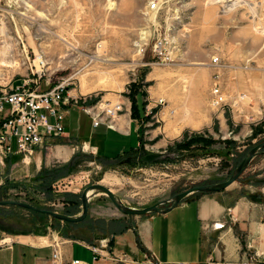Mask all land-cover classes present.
Returning a JSON list of instances; mask_svg holds the SVG:
<instances>
[{
  "label": "rangeland",
  "instance_id": "obj_1",
  "mask_svg": "<svg viewBox=\"0 0 264 264\" xmlns=\"http://www.w3.org/2000/svg\"><path fill=\"white\" fill-rule=\"evenodd\" d=\"M233 1L0 0V60L14 64L16 76H25L29 64H45L43 79L66 80L78 100L70 106L79 111L72 110L64 126L79 116L88 122L80 110L99 100L121 102V114L129 108L130 116L132 97L139 107L144 103L142 117H135L141 136L134 151L106 160L72 141L69 162L25 175L31 162L13 163L2 176L0 201L62 213L74 208L77 215L81 192L92 183L109 187L124 205L144 208L228 178L264 140V0L228 7ZM213 83L226 96L220 108L210 105ZM194 113L213 117L209 127L184 129ZM169 129L180 131L164 141L174 137ZM111 214L125 216L100 193L90 198L86 217L70 225L20 205H0L4 224L58 239L101 235L95 219ZM90 228L98 231L91 235Z\"/></svg>",
  "mask_w": 264,
  "mask_h": 264
},
{
  "label": "crops",
  "instance_id": "obj_2",
  "mask_svg": "<svg viewBox=\"0 0 264 264\" xmlns=\"http://www.w3.org/2000/svg\"><path fill=\"white\" fill-rule=\"evenodd\" d=\"M70 105L63 106L66 121L71 119L72 110L79 111ZM80 111L88 122L82 116L74 124L66 122L63 142L52 141L49 148L36 147L24 175L30 168L36 172L54 161H71L75 153L72 141L88 145L96 156L106 160H115L139 146L141 121L130 116L129 108L119 116L117 128L105 124L93 127L90 116ZM211 119L194 113L184 129L208 128ZM179 131H171L174 137L164 141L175 138ZM20 157L11 154L0 164V183L2 176H8L7 167L21 162ZM188 196L166 212L96 218L101 222L96 227L104 233L87 239H58L52 234L19 231L0 218V264H52L54 242H59V264H73V260H78L74 264H239L247 243L262 252L256 264H264L263 155H256L225 189ZM213 223L221 226L213 228ZM97 231L89 229L91 235ZM101 239L106 240L105 246H99ZM92 246L99 247V253Z\"/></svg>",
  "mask_w": 264,
  "mask_h": 264
},
{
  "label": "built area",
  "instance_id": "obj_3",
  "mask_svg": "<svg viewBox=\"0 0 264 264\" xmlns=\"http://www.w3.org/2000/svg\"><path fill=\"white\" fill-rule=\"evenodd\" d=\"M149 7L154 9L156 3L150 2ZM158 48L160 52L161 48ZM218 61L217 57L211 60L214 65L218 64ZM13 65L0 60V164L11 154H20V161L28 164L36 147L47 148L54 138L64 133L63 106L77 105L78 100L69 94L65 79H43V76H46L43 72L45 64H29V72L25 76H16V73L12 72ZM40 80H44L43 87ZM225 103L226 96L221 86L213 83L210 105L220 108ZM122 106L119 101L112 103L99 100L82 110L90 116L93 127L105 124L108 128H117ZM211 226L218 228L221 224L213 223ZM105 245V239L99 240V246ZM246 247L247 252L239 264H256L262 252L250 243H247ZM91 248L95 253H99V247ZM59 258V242H54L52 264H59ZM72 263H78V260H73Z\"/></svg>",
  "mask_w": 264,
  "mask_h": 264
},
{
  "label": "water",
  "instance_id": "obj_4",
  "mask_svg": "<svg viewBox=\"0 0 264 264\" xmlns=\"http://www.w3.org/2000/svg\"><path fill=\"white\" fill-rule=\"evenodd\" d=\"M262 149H264V140L254 144L247 151V153L242 157V159L237 164V166L235 167V169L233 170V172L231 173V175L228 178H226L222 181H218V182H213V183H208V184L190 187L186 190H183V191L175 194L173 196V198L170 200L155 203V204H152V205L144 207V208H136V207L124 205L120 200H118V198H116V195L114 194V192L109 187H107L103 184H100V183H92V184L86 186L82 190V192H81L82 209H81V212L77 215H68V214L58 212V211H54V210L41 209V208H37L31 204L24 203V202H17V201H0V205L16 204V205H20V206H23L25 208H28V209H31V210H34L37 212L48 214L51 217L59 219L61 221L79 222V221L83 220L88 213L90 198H88L87 192L90 189H98L99 191L103 192L106 196H108V198L110 199L112 204L118 209V211H120L124 215L131 216V215L146 214L149 212H166V211L170 210L172 207H174L175 205H177L186 196H188L189 194H192L194 192H198V191H200V192H214V191H221V190L225 189L226 187H228L231 183L236 181L241 176V174L243 173L245 168L248 166L250 161ZM166 202L169 204L165 207H161V205L166 203Z\"/></svg>",
  "mask_w": 264,
  "mask_h": 264
},
{
  "label": "trees",
  "instance_id": "obj_5",
  "mask_svg": "<svg viewBox=\"0 0 264 264\" xmlns=\"http://www.w3.org/2000/svg\"><path fill=\"white\" fill-rule=\"evenodd\" d=\"M132 102H133V105H132V113H131L132 116L131 117L132 118L142 117V114L141 113H144V103H142L141 104V107H139V105L137 104V100H136V97L135 96L132 97ZM185 137H186V132L184 133V138ZM135 149H131L130 151L126 152L125 154H127V153L129 154L130 152L134 151ZM75 199H76V197H75ZM76 202H77V204L79 203L78 201H76ZM76 212H77V209H74V208L63 211V213L69 214V215H73ZM64 223L67 224V225H70L71 224L70 222H66V221Z\"/></svg>",
  "mask_w": 264,
  "mask_h": 264
},
{
  "label": "bare ground",
  "instance_id": "obj_6",
  "mask_svg": "<svg viewBox=\"0 0 264 264\" xmlns=\"http://www.w3.org/2000/svg\"><path fill=\"white\" fill-rule=\"evenodd\" d=\"M210 1H213V2H216V1H227V0H210ZM238 3V0H234L231 4H230V6H228V7H231V6H233V5H235V4H237ZM85 145V144H84ZM88 146V145H87ZM86 146H84V148H85ZM98 193H100V194H104L103 192H101V191H99L98 189H90L88 192H87V196H88V198H91L93 195H96V194H98ZM116 198H118L117 196H116ZM119 200V199H118Z\"/></svg>",
  "mask_w": 264,
  "mask_h": 264
}]
</instances>
